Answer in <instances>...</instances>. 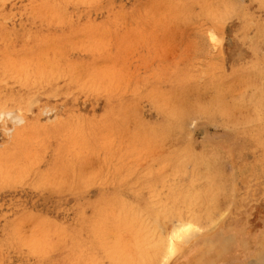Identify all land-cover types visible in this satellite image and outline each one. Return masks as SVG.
I'll list each match as a JSON object with an SVG mask.
<instances>
[{
  "label": "rangeland",
  "instance_id": "1",
  "mask_svg": "<svg viewBox=\"0 0 264 264\" xmlns=\"http://www.w3.org/2000/svg\"><path fill=\"white\" fill-rule=\"evenodd\" d=\"M0 264H264V0H0Z\"/></svg>",
  "mask_w": 264,
  "mask_h": 264
},
{
  "label": "bare ground",
  "instance_id": "2",
  "mask_svg": "<svg viewBox=\"0 0 264 264\" xmlns=\"http://www.w3.org/2000/svg\"><path fill=\"white\" fill-rule=\"evenodd\" d=\"M33 100V99H32ZM175 227V226H174ZM173 227V228H174ZM179 227V228H178ZM197 226H195V225H193L192 223H189V222H187V223H183V224H181L180 226L178 225L177 226V228L175 227V229H174V232H173V234L172 235H174V234H176L175 232H179V235H177L178 237H184V236H186L189 232H190V234H191V231H193V230H196L195 228H196ZM176 229H179L178 231H176ZM173 231V230H172ZM178 234V233H177ZM175 236V235H174ZM173 236V237H174ZM189 237V236H188ZM178 249H179V244L175 241V240H173L172 239V241L170 242V244H169V248H168V252H167V254H166V259H172V257L174 256V254L178 251Z\"/></svg>",
  "mask_w": 264,
  "mask_h": 264
}]
</instances>
